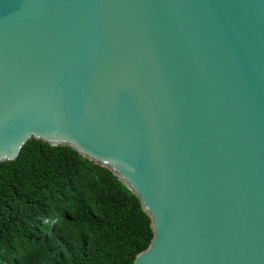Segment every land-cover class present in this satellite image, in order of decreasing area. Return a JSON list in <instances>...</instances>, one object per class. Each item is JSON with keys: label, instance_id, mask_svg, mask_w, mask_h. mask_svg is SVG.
I'll return each mask as SVG.
<instances>
[{"label": "water", "instance_id": "1", "mask_svg": "<svg viewBox=\"0 0 264 264\" xmlns=\"http://www.w3.org/2000/svg\"><path fill=\"white\" fill-rule=\"evenodd\" d=\"M31 139L140 199L134 264H264V0H0V163Z\"/></svg>", "mask_w": 264, "mask_h": 264}, {"label": "trees", "instance_id": "2", "mask_svg": "<svg viewBox=\"0 0 264 264\" xmlns=\"http://www.w3.org/2000/svg\"><path fill=\"white\" fill-rule=\"evenodd\" d=\"M153 238L133 191L71 147L31 139L0 163V264H134Z\"/></svg>", "mask_w": 264, "mask_h": 264}]
</instances>
